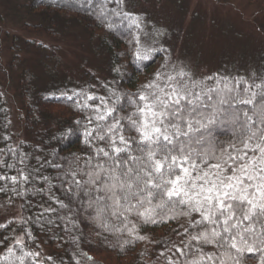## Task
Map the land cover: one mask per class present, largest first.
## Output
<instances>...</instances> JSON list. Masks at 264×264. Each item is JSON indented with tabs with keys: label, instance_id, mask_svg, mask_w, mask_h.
Instances as JSON below:
<instances>
[{
	"label": "trees",
	"instance_id": "obj_1",
	"mask_svg": "<svg viewBox=\"0 0 264 264\" xmlns=\"http://www.w3.org/2000/svg\"><path fill=\"white\" fill-rule=\"evenodd\" d=\"M29 7L50 25L74 19L84 26L95 40L96 48L107 56L108 77L95 80L96 85L92 84L91 77L76 85L52 78L45 87L39 88L32 83L34 75L25 70L24 75L28 76L21 78V98L26 137L19 141L12 135L10 114L0 92V176L8 177L0 180V189H3L0 199L19 203L22 211L20 221L0 227V257H4L0 264H21L17 257L24 252L38 255L25 256L23 264H170V261L171 264H188L198 258L197 245L190 237L200 229L190 228L189 218L180 215L179 208L172 211H169L170 206L156 208L152 216L156 222L146 223L138 213L156 205L159 198L154 199L152 205H139L132 199L130 204L135 207L126 204L107 209L97 220L94 219L97 205L89 208V198L82 193L79 197L72 196L68 192L70 176L65 178V173L82 167L89 155H95V147L104 146L103 142L90 137V148L85 143V131L97 124H110L134 111L131 98L140 91L147 94L143 86L164 67L167 49L161 44L143 46L140 43L141 20L126 11L121 0H31ZM58 16L61 19H57ZM28 44L34 45L32 41ZM137 51L147 53L149 59L137 60ZM179 74L171 76L187 84L194 93L224 89L227 84L234 89L229 96L245 87L249 88L247 95H250L252 91H259L256 85H264V71L253 81L243 76L213 75L200 86L190 77ZM89 96L94 99L87 100ZM212 96V101L202 96L205 105L219 98L216 93ZM111 108L115 112L106 121L95 119ZM222 108L227 109L228 105ZM211 110L210 107L200 109L205 113ZM121 123L125 125L126 136H136L135 132L128 131L127 120ZM233 127L227 122L218 123L212 127L211 135L218 141H227ZM9 164L13 167H7ZM21 171L28 177L27 181L20 178ZM13 176L18 178L16 183L10 179ZM95 195L92 194L93 198ZM60 202L67 207L62 208ZM193 218L199 219V216L193 214ZM245 224L247 222L241 228ZM17 235L22 238L19 245L15 241ZM245 236L250 244L255 242L257 249L264 247L259 243L264 238L259 225H253ZM189 244L191 250L187 247ZM177 248L183 249L184 255ZM203 251L207 254L217 250L204 246ZM262 257L264 252L245 251L242 264H261Z\"/></svg>",
	"mask_w": 264,
	"mask_h": 264
},
{
	"label": "snow or ice",
	"instance_id": "obj_2",
	"mask_svg": "<svg viewBox=\"0 0 264 264\" xmlns=\"http://www.w3.org/2000/svg\"><path fill=\"white\" fill-rule=\"evenodd\" d=\"M136 59L148 60L149 55L137 51ZM143 88L151 91H140L131 98L134 111L85 131V143L90 148V137L104 146L95 147V155H89L82 167L65 173L66 179L70 176L68 192L75 197L81 193L87 196L89 208L97 205V220L107 209L126 204L135 207L130 204L132 199L139 205H152L159 198L156 205L138 213L146 223L156 222L152 219L156 208H179L180 215L189 218V227L200 229L190 237L199 256L188 264H242L245 251L264 252V247L257 249L255 242L250 244L245 236L253 225H259L264 232V85H256L259 91L250 95L245 87L229 96L234 89L227 84L224 89L194 93L187 84L171 75L165 78L157 70L154 79ZM212 93L219 98L205 105L202 96L212 101ZM223 105L228 108H222ZM202 107L212 110L205 113L200 111ZM114 112V108L107 109L95 119L106 121ZM123 120H127L128 131L136 136L124 134ZM224 122L234 126L232 136L218 141L212 137L211 129ZM20 178L28 179L23 171ZM5 179L8 177L0 176V180ZM10 179L13 183L18 181L16 176ZM60 206L67 207L62 202ZM193 214L199 219L193 218ZM244 222L247 224L241 228ZM259 243L264 245V238ZM204 246L217 251L206 254ZM187 247L191 250L192 245ZM177 251L184 255L183 249ZM8 253L12 254L11 248ZM29 255L38 253L24 252L17 259L23 264L24 257Z\"/></svg>",
	"mask_w": 264,
	"mask_h": 264
},
{
	"label": "rangeland",
	"instance_id": "obj_3",
	"mask_svg": "<svg viewBox=\"0 0 264 264\" xmlns=\"http://www.w3.org/2000/svg\"><path fill=\"white\" fill-rule=\"evenodd\" d=\"M30 1L0 0V92L18 141L26 137L21 98L25 70L39 88L52 78L76 85L91 77L96 85L108 77L107 56L84 26L74 19L50 25L30 10ZM121 1L141 20L140 43L167 49L159 70L165 78L184 73L200 86L213 75L253 81L264 71V0ZM28 41L40 47H30ZM21 218L19 203L0 199V224Z\"/></svg>",
	"mask_w": 264,
	"mask_h": 264
}]
</instances>
